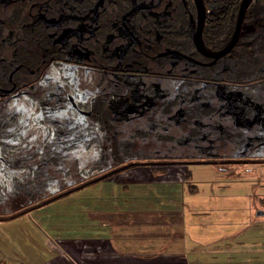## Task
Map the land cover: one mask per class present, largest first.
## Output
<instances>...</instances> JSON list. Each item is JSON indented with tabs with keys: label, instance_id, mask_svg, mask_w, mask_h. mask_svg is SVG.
I'll use <instances>...</instances> for the list:
<instances>
[{
	"label": "flooded vegetation",
	"instance_id": "1",
	"mask_svg": "<svg viewBox=\"0 0 264 264\" xmlns=\"http://www.w3.org/2000/svg\"><path fill=\"white\" fill-rule=\"evenodd\" d=\"M135 79L165 90V110L197 84L264 100V0H0V110L25 112L33 144L53 146L52 157L67 165L46 185H60L58 196L125 172L124 164L168 172L169 159L144 154L139 137L148 130L137 113L111 114L109 100ZM222 131L231 138L223 153L200 161L236 160L246 130L225 123ZM0 161L7 163L1 153ZM18 193L11 189L4 206Z\"/></svg>",
	"mask_w": 264,
	"mask_h": 264
},
{
	"label": "rangeland",
	"instance_id": "2",
	"mask_svg": "<svg viewBox=\"0 0 264 264\" xmlns=\"http://www.w3.org/2000/svg\"><path fill=\"white\" fill-rule=\"evenodd\" d=\"M36 16L41 17V12L37 11ZM77 35L82 37L83 33ZM128 84V93L110 99L109 106L117 118L127 119L137 113V119L145 124L139 127L148 130L139 137L144 154L171 161L168 172L151 176L179 178L189 169L197 186L194 191L188 183L183 188L169 189L180 201V226L187 249L194 250L188 252L194 253L190 264H264V100L221 83L211 88L197 84L191 92L177 94L165 110L161 108L165 90L156 81H152L151 91L144 89L138 79ZM198 109L200 115L196 114ZM212 111L214 117L207 118ZM225 123L246 130L236 160L225 167L200 161L205 156L218 158L223 153L221 146L230 143L231 138L222 131ZM177 156L182 158H174ZM143 164L114 173L111 180L121 184L134 175L142 178L151 174L142 170ZM104 179L107 177L1 218L0 258L21 254L35 264L41 255L49 256L52 249L45 245V238H54V223L83 215L86 205H90L86 192L96 191ZM25 244L30 249L36 247L37 252L26 253Z\"/></svg>",
	"mask_w": 264,
	"mask_h": 264
},
{
	"label": "crops",
	"instance_id": "3",
	"mask_svg": "<svg viewBox=\"0 0 264 264\" xmlns=\"http://www.w3.org/2000/svg\"><path fill=\"white\" fill-rule=\"evenodd\" d=\"M111 179L100 182L95 199L94 192H86L90 205L83 215L54 223L53 245L45 243L52 253L35 264H190L194 253L188 252L194 250L187 249L180 201L169 190L183 188L188 179L134 175L121 184ZM24 247L28 254L37 252ZM0 259L3 264H30L21 254Z\"/></svg>",
	"mask_w": 264,
	"mask_h": 264
},
{
	"label": "trees",
	"instance_id": "4",
	"mask_svg": "<svg viewBox=\"0 0 264 264\" xmlns=\"http://www.w3.org/2000/svg\"><path fill=\"white\" fill-rule=\"evenodd\" d=\"M28 127H30V122L25 112L17 110L16 113H13L7 108L0 110V153L7 161V163L0 161V219L12 217L59 195L55 192L61 188L60 185L54 188H46V185L56 179L57 167L61 166L66 169L67 165L58 163L56 157H52L53 146L39 147L33 144L32 136L26 135ZM95 141H100V139L94 137L91 145ZM110 165H102V169H106ZM131 166L132 164H124L122 169ZM151 169L160 171L164 168L159 165H151ZM93 170L96 171V168ZM191 175L189 169L184 171V177L188 179V187L194 191L196 184L189 180ZM65 180L67 181V178ZM69 183L71 182H67V184ZM27 188L35 191L32 194L25 193ZM11 189L22 193L15 195V201L5 207L4 200L10 194ZM68 191L70 189L65 192Z\"/></svg>",
	"mask_w": 264,
	"mask_h": 264
},
{
	"label": "built area",
	"instance_id": "5",
	"mask_svg": "<svg viewBox=\"0 0 264 264\" xmlns=\"http://www.w3.org/2000/svg\"><path fill=\"white\" fill-rule=\"evenodd\" d=\"M46 243L52 245V240L48 238V239L46 240Z\"/></svg>",
	"mask_w": 264,
	"mask_h": 264
}]
</instances>
